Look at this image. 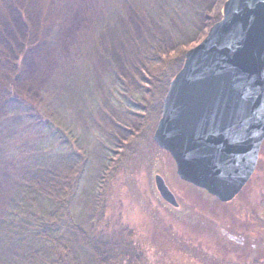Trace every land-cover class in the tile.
I'll return each instance as SVG.
<instances>
[{
    "label": "rangeland",
    "instance_id": "374dc122",
    "mask_svg": "<svg viewBox=\"0 0 264 264\" xmlns=\"http://www.w3.org/2000/svg\"><path fill=\"white\" fill-rule=\"evenodd\" d=\"M142 1L0 0V182L16 175L10 170L20 175L17 166L34 156L66 164L75 143L69 130L58 132L65 124L88 161L70 211L76 235L64 241L70 250L62 264H264V173L253 176L219 223L225 210L215 214L216 201L181 180L173 158L153 140L159 119L147 131L149 124L105 106L117 82L132 92L142 88L155 56L177 72L185 52L221 19L226 0H192L190 22L177 19L173 34L146 14ZM38 120L59 125L44 131ZM121 147L130 149L123 154ZM156 173L184 211L163 204ZM231 228L249 244L234 257L222 237Z\"/></svg>",
    "mask_w": 264,
    "mask_h": 264
},
{
    "label": "water",
    "instance_id": "95a60500",
    "mask_svg": "<svg viewBox=\"0 0 264 264\" xmlns=\"http://www.w3.org/2000/svg\"><path fill=\"white\" fill-rule=\"evenodd\" d=\"M222 14L185 52L153 139L180 179L228 202L249 181L264 140V0H226ZM154 182L178 207L164 177Z\"/></svg>",
    "mask_w": 264,
    "mask_h": 264
},
{
    "label": "trees",
    "instance_id": "16d2710c",
    "mask_svg": "<svg viewBox=\"0 0 264 264\" xmlns=\"http://www.w3.org/2000/svg\"><path fill=\"white\" fill-rule=\"evenodd\" d=\"M142 3L149 17L161 19L160 21L169 24L172 34L174 29L176 31L172 25H175L177 19H187L184 24L188 25L189 15L196 10L192 0H143ZM110 11L121 12L114 7H111ZM110 23V20L106 21L105 26ZM146 73L142 88L135 92L125 88L123 83L117 82L111 89L115 96H109L110 100L105 102V106L107 108L118 106L131 117L130 121H136L137 118L141 126L147 127L149 124L150 127L146 128L148 131L154 127L151 126V121L157 122L161 116L163 99L176 71L172 70L168 59L158 55L152 58ZM46 110L49 114L50 108ZM28 112L30 114V110ZM29 114L26 112V116ZM53 115L55 120H58L54 113ZM50 122V126H46L47 124H40L38 120L36 125L44 131L48 129L52 132L53 126L59 124L57 122L54 124L53 120L52 124ZM58 129V132L69 130L68 136L75 143L72 145V154L66 157L67 165L64 163L59 165L62 162L57 157L51 160L45 156H34L31 160L20 162V166L16 165L21 170L20 175H17L20 173L19 170H10L16 175L13 177L9 175L0 182V264H62L61 261L63 259L65 261L69 254L67 242L64 248L63 244L68 234L76 235L78 225L73 221L70 211L78 195L80 184L78 178L83 171L82 167L87 164L88 155L81 146L80 138L74 136L76 134L72 129L65 124L59 125ZM76 137L80 145L77 144ZM124 148L121 147L123 154L130 149ZM31 152L29 147L27 156ZM103 170L104 173L108 170L106 163L103 164ZM105 177L104 175L96 177L99 179V188L105 186Z\"/></svg>",
    "mask_w": 264,
    "mask_h": 264
},
{
    "label": "flooded vegetation",
    "instance_id": "af4514ba",
    "mask_svg": "<svg viewBox=\"0 0 264 264\" xmlns=\"http://www.w3.org/2000/svg\"><path fill=\"white\" fill-rule=\"evenodd\" d=\"M264 152V140L262 141V143H261V147H260V151H259V155H258V159H257V163H256V167H255V170H254V172H253V174L251 175V177H250V179H249V181L246 183V185L243 187V189L250 183V181H251V179L253 178V176L257 173H259V172H261V173H264V159H262V153ZM261 169V170H260ZM242 189V190H243ZM200 190H202L203 192H206L205 190H203V189H200ZM242 190L233 198V199H235L241 192H242ZM208 194V193H207ZM208 195H210V194H208ZM176 196V195H175ZM212 198H213V200H215L216 201V203L214 204V206L213 207H215L214 208V211H215V214H216V212L218 213V211L221 213L222 212V210H225V211H223L222 212V215H219V217L217 218V220L219 221V223H220V220H219V218H221V216H223V217H226L227 215H228V210H227V208H228V206L230 205V202L233 200H230V201H228V202H223V201H221V200H219L217 197H215V196H212V195H210ZM161 197V196H160ZM176 199H177V197H176ZM163 200V199H162ZM177 201H178V199H177ZM163 202V204L168 208V210L170 209L171 211H173V212H182V211H184L183 209H182V206H181V204L179 203V206L178 207H173V206H171L170 204H168L167 202H165L164 200L162 201ZM222 224V223H221ZM216 226H215V229L217 230V229H219L218 228V224L216 223L215 224ZM222 237H223V242H224V244H223V246L225 247V249H226V252H227V254H229L230 253V255H232V257H234V251H236V250H241V251H243V250H246V248L248 247V241L246 240V238L244 237V235L243 234H241V233H239V232H235L234 230H233V228H231L229 231H226V232H224V235H222ZM228 243H230V245L228 244ZM256 247V244H254V243H252L251 244V248H252V250H254V248ZM253 253V252H252ZM214 256V255H213Z\"/></svg>",
    "mask_w": 264,
    "mask_h": 264
}]
</instances>
